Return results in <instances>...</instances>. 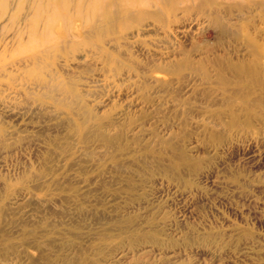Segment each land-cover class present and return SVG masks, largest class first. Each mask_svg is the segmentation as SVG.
<instances>
[{"label": "rangeland", "instance_id": "1", "mask_svg": "<svg viewBox=\"0 0 264 264\" xmlns=\"http://www.w3.org/2000/svg\"><path fill=\"white\" fill-rule=\"evenodd\" d=\"M0 264H264V0H0Z\"/></svg>", "mask_w": 264, "mask_h": 264}, {"label": "bare ground", "instance_id": "2", "mask_svg": "<svg viewBox=\"0 0 264 264\" xmlns=\"http://www.w3.org/2000/svg\"><path fill=\"white\" fill-rule=\"evenodd\" d=\"M146 0H139V4H145ZM131 4V3H130ZM136 4V3H135ZM149 5V4H148ZM144 6V5H143ZM145 14V13H144Z\"/></svg>", "mask_w": 264, "mask_h": 264}]
</instances>
